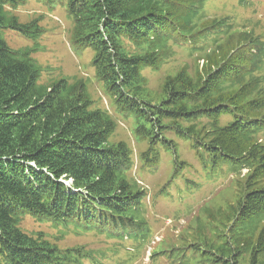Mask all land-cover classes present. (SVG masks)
<instances>
[{
    "label": "trees",
    "instance_id": "16d2710c",
    "mask_svg": "<svg viewBox=\"0 0 264 264\" xmlns=\"http://www.w3.org/2000/svg\"><path fill=\"white\" fill-rule=\"evenodd\" d=\"M23 1L0 0V264H74L90 256L83 246L61 248L40 231L26 233L19 226L23 213L108 237L128 234L140 243L150 231L143 217L146 192L130 174L126 142L109 141L114 120L91 106L79 79L38 85L35 47L6 44L8 30L33 41L42 31L41 16L21 22L10 12ZM65 1L71 38L97 52V74L109 90H119L121 109L151 127L174 123L211 165L247 168L227 206L231 233L218 228V213L209 212L181 230L172 246L176 257H169L179 264H243L246 247L250 264H264V139L258 137L264 134V41L253 29L235 32L225 13L204 18L209 0ZM168 37L216 45L200 55L204 64L193 73L183 66L167 76L153 104L135 95L143 80L138 68L160 59ZM126 41L143 51H127ZM222 115L233 121L220 125ZM180 118L190 124H179ZM135 135L155 138L139 128ZM172 150L170 142L150 139L141 158L155 164L162 151ZM70 178L75 192L58 181Z\"/></svg>",
    "mask_w": 264,
    "mask_h": 264
},
{
    "label": "rangeland",
    "instance_id": "374dc122",
    "mask_svg": "<svg viewBox=\"0 0 264 264\" xmlns=\"http://www.w3.org/2000/svg\"><path fill=\"white\" fill-rule=\"evenodd\" d=\"M46 0H25L24 3L15 9V13L18 15V18L22 22H26L32 18H35L41 14H45V18L40 24L43 27H47L48 32H57L56 36H49L45 34L39 40V44L43 45L44 49L42 51L36 52V57L38 61L45 67H51V70L48 73H42V84H47L46 82L55 81L59 78H66L76 76L81 77H92L93 69L87 60H90L92 55L89 51L84 52L82 56L79 55V52L75 49L69 48L66 44L68 40L67 33V21H64L65 15H63L62 6L54 5L52 6L45 5ZM234 0H213L206 4L207 14H220L224 13L225 9H230L235 14V19L240 24H245V18L250 14L251 8L249 5L236 6L234 5ZM261 27L264 29V17L262 18ZM61 33V34H60ZM6 40L9 45L13 47L22 46L25 44H30V42L23 40L22 37L16 35L13 31L8 30L5 33ZM169 47L164 48V53L160 54V65L158 68L146 69L143 71V76L148 79L149 85L146 88H141L136 90L135 95L141 100H147L151 103L159 102L161 98V89L160 84L165 75L175 74L181 65L186 64V62L193 61L192 57L188 55V52L185 47L181 45H175L167 43ZM201 63V62H200ZM90 71V72H89ZM189 71L193 73V65L189 64ZM85 75V76H84ZM46 81V82H45ZM97 83L90 82L88 83V91L93 98L100 97V93H104L102 87L99 86L97 90ZM100 92V93H99ZM96 100V99H95ZM104 98H101L100 104L105 106ZM116 108V107H115ZM132 118L135 117L130 114ZM121 120L124 121L123 117ZM133 125L129 128L132 129ZM137 140H141L136 136ZM121 139H126L127 141L131 140L129 134L119 126V129L115 130L114 135L110 138V141L117 142ZM131 145H137L136 142H131ZM192 151V150H191ZM194 153V151H192ZM195 154V153H194ZM150 171L149 178L153 180V183H157L156 190H161V192L166 193L169 197L175 196L170 199V202L164 203L162 201H157L155 204L154 214L158 211H163L160 213V218H150L149 222L152 228V237L155 241L165 238V235H168L166 243L176 244L178 239V234L169 233L168 228H165V225H169L171 228H175V222L173 217L179 215V212L190 210L194 204L199 202L196 205V210L199 205L202 204L204 200H214L205 207L204 210L210 211L211 209L220 208L218 214L222 217V220L217 222L219 229L226 231L227 234L231 232L227 231V219L226 212L227 206L230 207L233 204L232 197L230 196L229 201H226L225 196L228 193V180L230 178V173L226 172L225 175L221 174L216 167H208L206 169L209 174L204 178H195L197 182L196 185L188 182L182 184H173L170 179H166L167 175L162 171L157 174L153 173L157 164H147ZM205 171V172H206ZM201 176V175H197ZM140 183L144 181L138 176ZM71 182V180H69ZM222 182V183H221ZM227 182V183H226ZM220 184L222 192L218 195H215V190ZM178 189V191H176ZM212 194V197L210 198ZM206 202V201H205ZM183 203V204H181ZM148 208H150L148 206ZM200 213V212H199ZM169 220H167L166 218ZM171 222V223H170ZM182 222V220H180ZM254 221H252L253 224ZM256 223V222H255ZM20 227L27 231L29 234L36 233L41 231L47 235L52 236L53 239L50 242L55 243L59 247H74V245L86 244L88 248H91L94 253H99L103 251L105 258L96 257L100 259L101 264H124L128 257L131 254H134L135 259L129 261L127 264H147L150 263V259L147 257V251L143 252V249L146 245L145 241L138 245L137 242L127 241L120 244L119 241L113 239H105L102 235H95L92 232L81 233V231L68 232L64 234L61 239L55 240L54 237L59 234V231H64L65 228L60 227L59 229L53 228L46 222L37 223V221L32 220L29 216H23L19 222ZM124 244L129 245L126 251L123 246ZM170 249L167 250L169 253ZM174 251V250H173ZM242 261L243 264H250V251L246 247L242 250ZM87 262V261H85ZM155 264H178L169 261L164 256L157 258ZM261 264V263H254Z\"/></svg>",
    "mask_w": 264,
    "mask_h": 264
}]
</instances>
